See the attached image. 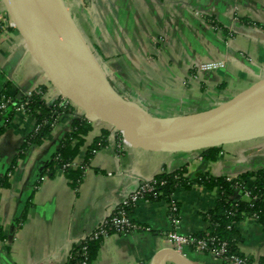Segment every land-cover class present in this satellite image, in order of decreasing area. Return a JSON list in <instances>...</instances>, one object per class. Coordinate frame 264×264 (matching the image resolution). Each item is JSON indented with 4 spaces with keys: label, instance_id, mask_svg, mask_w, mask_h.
Listing matches in <instances>:
<instances>
[{
    "label": "crops",
    "instance_id": "obj_1",
    "mask_svg": "<svg viewBox=\"0 0 264 264\" xmlns=\"http://www.w3.org/2000/svg\"><path fill=\"white\" fill-rule=\"evenodd\" d=\"M115 91L150 116H184L213 109L264 80V0H62ZM221 62L222 69L198 72ZM40 88L49 106L60 101L0 0V95L16 100ZM39 145L22 147L36 126L31 115L0 111V264H66L75 244L114 209L163 173L186 182L169 201L139 199L130 219L144 229L103 239L91 264H150L167 248L164 234L201 235L204 214L219 190L197 174L235 178L264 170V137L226 145L213 160L202 151L168 153L127 143L112 127L93 125L77 109L62 108ZM89 129L71 141V170L47 167L72 123ZM96 144V149H92ZM247 186L253 183L247 179ZM237 197L239 195L237 194ZM240 199L248 202L243 195ZM173 203L176 213L169 211ZM235 250L250 263L264 259V229L248 215L232 223ZM193 264H227L190 253Z\"/></svg>",
    "mask_w": 264,
    "mask_h": 264
},
{
    "label": "water",
    "instance_id": "obj_2",
    "mask_svg": "<svg viewBox=\"0 0 264 264\" xmlns=\"http://www.w3.org/2000/svg\"><path fill=\"white\" fill-rule=\"evenodd\" d=\"M46 80L89 122H101L136 147L192 153L264 137V80L237 98L184 116H150L109 83L62 0H2ZM150 264H193L164 248Z\"/></svg>",
    "mask_w": 264,
    "mask_h": 264
},
{
    "label": "trees",
    "instance_id": "obj_3",
    "mask_svg": "<svg viewBox=\"0 0 264 264\" xmlns=\"http://www.w3.org/2000/svg\"><path fill=\"white\" fill-rule=\"evenodd\" d=\"M7 97L6 94H1V97ZM27 102L25 107L26 113L31 115L36 120V128L30 135L27 136L25 143L22 147V151H25L29 146L39 145L44 137L51 130L56 116L61 114L63 111L57 106V102L52 105H45L41 95L34 93L31 97H19L14 100L15 106L21 103ZM14 111V107L10 106L8 111ZM86 120L77 119L75 120L69 132H67L61 141V144L55 154L52 156L48 167L47 174L53 173V167L56 166L63 169L64 165L71 164L74 155L75 147L71 148V141L79 133L86 132L89 127L86 125ZM223 147L211 148L202 151L204 157L215 159ZM92 149H96V144L93 145ZM63 171L72 180L74 188L78 186L79 177L81 172L79 170H71L70 167L64 168ZM182 172L175 171L172 173H163L154 177L156 181L155 191L153 194H148L145 198L149 200L164 199L169 201L171 193L176 187L184 185L186 182L181 177ZM252 177L253 183L251 186H247V179ZM197 183H208L215 186L219 190V197L213 210L204 214V219L207 222V230L201 235H193L194 237L204 236L208 233L210 237H214L219 242L226 243L227 253L229 255H238L234 243L232 240V223L240 219L243 215L257 216V223H259L264 229V170L256 171L248 175H241L232 178L227 181L226 177L213 178L206 174H197L195 177ZM248 190L252 200L242 201L240 196L244 194V191ZM237 194L239 197H237ZM132 207L129 208V213ZM101 241H93L87 243V259L88 263L91 264L95 258L97 249ZM81 245L78 243L72 248L66 264H78L80 257ZM264 264V259L260 262Z\"/></svg>",
    "mask_w": 264,
    "mask_h": 264
},
{
    "label": "built area",
    "instance_id": "obj_4",
    "mask_svg": "<svg viewBox=\"0 0 264 264\" xmlns=\"http://www.w3.org/2000/svg\"><path fill=\"white\" fill-rule=\"evenodd\" d=\"M224 67L221 62H209L201 64L197 67L198 72H207L222 69ZM34 93L42 95V90L40 88H35L33 90L26 91L23 96L31 97ZM27 102L21 103L18 106H15L14 100L2 96L0 99V111L6 112L10 106L14 107V110H20L26 113L25 107ZM58 107L66 108L71 106L77 109L78 112H82L75 107L71 102L66 98L60 96V101L57 103ZM83 116V115H82ZM58 116H56L55 121ZM84 118V116H83ZM89 122V121H88ZM55 123V122H54ZM95 126L102 125L101 122H89ZM38 128V126H37ZM35 127L34 131L37 129ZM70 167V164L64 165V168ZM62 169V170H63ZM231 178H227V181H230ZM156 181L153 179L149 182H143L136 192L131 194L124 202L117 206L112 214L105 218L101 223L90 233L83 236L77 243L81 245L80 248V257L78 264H89L87 259V243L93 241H102L111 233L118 235H128L136 231L143 230L144 228L136 223H134L129 215V208L134 207L139 199H144L148 194H153L155 191ZM243 196L252 200V197L248 190L245 189ZM169 211L173 214L176 213V207L173 203L169 204ZM253 220L257 221L256 215L250 216ZM165 241L168 245L167 248L173 249L175 252L181 256L188 258L190 253H202L208 254L213 257L215 260L225 262L227 264H256L250 263V261L244 256L238 255H229L227 253V246L224 242L217 241L214 237H210L208 233H205L204 236L194 237L193 235H181L177 231L170 230L164 234Z\"/></svg>",
    "mask_w": 264,
    "mask_h": 264
},
{
    "label": "rangeland",
    "instance_id": "obj_5",
    "mask_svg": "<svg viewBox=\"0 0 264 264\" xmlns=\"http://www.w3.org/2000/svg\"><path fill=\"white\" fill-rule=\"evenodd\" d=\"M222 147H224V146H222Z\"/></svg>",
    "mask_w": 264,
    "mask_h": 264
}]
</instances>
